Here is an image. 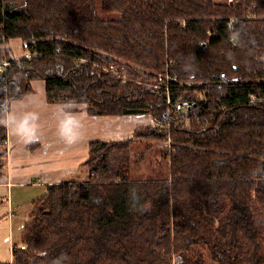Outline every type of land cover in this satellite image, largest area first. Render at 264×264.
<instances>
[{
  "label": "trees",
  "instance_id": "1",
  "mask_svg": "<svg viewBox=\"0 0 264 264\" xmlns=\"http://www.w3.org/2000/svg\"><path fill=\"white\" fill-rule=\"evenodd\" d=\"M3 59L0 181L10 103L32 81L48 102L154 127L91 142L0 264H264V0H0ZM156 140L167 175L133 179L147 150L133 147Z\"/></svg>",
  "mask_w": 264,
  "mask_h": 264
},
{
  "label": "crops",
  "instance_id": "2",
  "mask_svg": "<svg viewBox=\"0 0 264 264\" xmlns=\"http://www.w3.org/2000/svg\"><path fill=\"white\" fill-rule=\"evenodd\" d=\"M31 86L30 95L10 103L6 120V169L0 189L6 191L2 199L11 204L13 214L12 204L17 201L16 196L11 197L13 190L21 193L16 204H26L41 195L47 185L77 180L74 177L88 158L91 142L127 140L136 128L153 125L150 116H144L145 119L141 115L91 116L83 104L48 102L43 81H32ZM66 108L74 109L79 121V139L73 144L63 141L57 131ZM23 122H29L28 126ZM11 248L7 262L11 259Z\"/></svg>",
  "mask_w": 264,
  "mask_h": 264
},
{
  "label": "rangeland",
  "instance_id": "3",
  "mask_svg": "<svg viewBox=\"0 0 264 264\" xmlns=\"http://www.w3.org/2000/svg\"><path fill=\"white\" fill-rule=\"evenodd\" d=\"M14 58H21L23 54V50L21 47V42L19 40H11L9 42ZM142 119H145L142 115ZM154 126H149L147 128H153ZM146 128V127H144ZM169 145V141L166 140H156L154 143H143L138 146H134L133 148L138 149V151H143L145 148L147 149L144 153V159L142 161H133L130 176L133 179H147L151 178L152 175H156L157 173H162L167 175V161L162 159L163 151L167 149ZM161 157V159H160ZM141 176V177H140ZM138 177V178H137ZM6 191L4 189H0V263L7 262L9 260L10 248L12 245L20 243L21 232L23 229V225L25 219L28 218V213L32 208L30 205L31 200L27 201L28 203L22 204L17 203L20 200V191L13 190L11 197L16 196L17 201L12 204L15 212L13 214L12 210H10V203L6 200L2 199V195H5ZM7 196L4 198L6 199ZM21 206L16 210L15 207ZM10 210V212H9ZM10 213V215H9ZM13 217V218H12ZM207 261V259H206Z\"/></svg>",
  "mask_w": 264,
  "mask_h": 264
},
{
  "label": "clouds",
  "instance_id": "4",
  "mask_svg": "<svg viewBox=\"0 0 264 264\" xmlns=\"http://www.w3.org/2000/svg\"><path fill=\"white\" fill-rule=\"evenodd\" d=\"M74 103V102H70ZM79 107V105H77ZM86 110V105H85ZM77 115L76 111L71 108H66L64 110V118L59 120L58 122V133L60 138L63 141H66L68 144H73L78 141L79 134H78V127L79 121L75 119ZM24 126H28L29 122H23Z\"/></svg>",
  "mask_w": 264,
  "mask_h": 264
},
{
  "label": "built area",
  "instance_id": "5",
  "mask_svg": "<svg viewBox=\"0 0 264 264\" xmlns=\"http://www.w3.org/2000/svg\"><path fill=\"white\" fill-rule=\"evenodd\" d=\"M24 58L29 60L30 57L27 53H24ZM9 65V62L7 59H3L2 61H0V85H6L8 82V78L6 76V71H7V67ZM115 74V72H113ZM255 101V95L251 96V101L250 103H253ZM21 249L24 248L23 245L19 246Z\"/></svg>",
  "mask_w": 264,
  "mask_h": 264
}]
</instances>
